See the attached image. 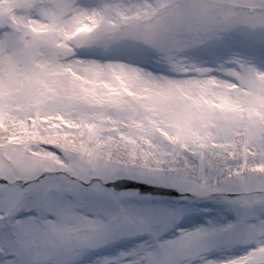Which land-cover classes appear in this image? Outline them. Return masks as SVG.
<instances>
[{
  "label": "snow or ice",
  "instance_id": "snow-or-ice-1",
  "mask_svg": "<svg viewBox=\"0 0 264 264\" xmlns=\"http://www.w3.org/2000/svg\"><path fill=\"white\" fill-rule=\"evenodd\" d=\"M0 264H264V0H0Z\"/></svg>",
  "mask_w": 264,
  "mask_h": 264
},
{
  "label": "rangeland",
  "instance_id": "rangeland-1",
  "mask_svg": "<svg viewBox=\"0 0 264 264\" xmlns=\"http://www.w3.org/2000/svg\"><path fill=\"white\" fill-rule=\"evenodd\" d=\"M195 207H197V208H207V207H211V205L208 203V202H199V203H197L196 205H195ZM205 216H206V214L205 213H203V212H193V213H190L189 215H187L182 221V224H181V226H183V227H185L184 225H185V223L186 222H192V226L191 227H193V226H195V225H197V224H200V223H203L201 220H200V218H202V219H205ZM187 227V226H186ZM191 227H187V228H191Z\"/></svg>",
  "mask_w": 264,
  "mask_h": 264
},
{
  "label": "water",
  "instance_id": "water-1",
  "mask_svg": "<svg viewBox=\"0 0 264 264\" xmlns=\"http://www.w3.org/2000/svg\"><path fill=\"white\" fill-rule=\"evenodd\" d=\"M169 192H167V191H165V192H163V193H159V194H168Z\"/></svg>",
  "mask_w": 264,
  "mask_h": 264
}]
</instances>
